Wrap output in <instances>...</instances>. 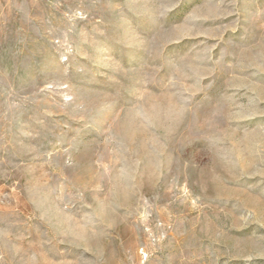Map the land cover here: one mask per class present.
I'll use <instances>...</instances> for the list:
<instances>
[{"label":"rangeland","instance_id":"374dc122","mask_svg":"<svg viewBox=\"0 0 264 264\" xmlns=\"http://www.w3.org/2000/svg\"><path fill=\"white\" fill-rule=\"evenodd\" d=\"M0 264H264V0H0Z\"/></svg>","mask_w":264,"mask_h":264}]
</instances>
